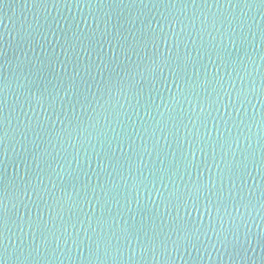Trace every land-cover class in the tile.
<instances>
[{
	"label": "water",
	"instance_id": "water-1",
	"mask_svg": "<svg viewBox=\"0 0 264 264\" xmlns=\"http://www.w3.org/2000/svg\"><path fill=\"white\" fill-rule=\"evenodd\" d=\"M259 11V0L251 8L244 5L243 0H144L143 4L140 0L135 3L133 0H103L102 3L100 0H48L46 6L40 0L35 3L34 0H3L0 4V44L7 55L0 59V75L10 84L4 90L9 105L4 115L10 114L11 123L5 124L6 153L0 145V169L5 170L0 181V195L4 196V204L9 209L7 227L14 242L8 247L6 264H18L16 257L21 251L27 256L33 244L40 246V258L24 264H191L187 251L183 259L181 253H177L174 261L159 254L155 260L151 254L142 259L140 244L155 233H159L156 240L159 244L169 234L170 225L187 221V217L184 221H175L174 209L169 215L170 206L166 207L169 193L195 184L208 186L210 178L219 187L217 166L223 168L225 164H233L234 159L239 162L249 153L254 152L256 163H260L264 139L258 137H264V132L255 125L251 132L243 124L236 129L229 120L231 135H240V146L233 143L230 150L226 147L228 155L222 159L218 139L222 142L221 133L228 135L225 126L219 123L218 132L217 121L208 117L205 122L198 106V101H203L206 93L212 91L218 77H223L226 88L233 82L236 88L251 86L253 79L259 86L261 74H264ZM245 15L247 23L242 27L239 18ZM163 16L183 21L182 25H174L178 33L185 27L179 48L171 47L172 27L163 22ZM105 20H108L107 25ZM161 23L165 31H169L168 44L160 40L157 48L148 39L145 47L144 37L151 35L150 29L158 32ZM249 25L255 36L249 31ZM98 56H103L104 62L117 72L122 69L135 71V65L143 69L153 58L158 61L171 59L167 64L161 63L163 74L159 70L155 72L156 89L150 90L145 83L139 96L129 92L127 97L121 93L119 103L123 107L116 109L119 116L112 114L106 121L100 114L92 121L95 129L89 128L91 135L85 140L75 130L77 121H83V126L87 127L89 117L102 112L88 92V85H91V92H96V82L101 77L95 68L92 70L95 80L86 72L90 62L100 64ZM21 62L23 72L14 73ZM239 64L237 75L232 68ZM77 71L80 75L76 78V87H70ZM171 73H175V77ZM107 74L106 71L104 75ZM146 75L148 80L153 79L152 74ZM140 79L137 75L136 80ZM177 84L189 95L188 98L178 96L181 103L174 104L170 96L177 95ZM29 88L36 97L44 92L45 105L31 99ZM217 91L223 95L222 90L217 88ZM57 93L56 110L61 109V98L68 108L67 117L61 112L60 119L65 124L72 120L71 140L67 139L51 108L49 114L51 121H56L55 125L44 120L47 115L44 107ZM85 95L92 103L82 109L77 101H83ZM108 99L105 95L100 103L105 104ZM212 99H216L215 94ZM69 100L76 105L75 113L68 106ZM112 103L116 104L115 99ZM225 104L227 107L220 105V112L231 111L234 117L238 108V119L255 114L259 121L260 111L264 109L255 98L252 103L237 101L233 107L232 101L225 96ZM204 107L207 108V101ZM37 113L41 114L43 127L36 126ZM30 117L33 118L32 129H23L20 122L26 123ZM212 117H217L215 111ZM4 134V130H0V135ZM249 136L250 148L246 139ZM193 147L195 163L191 155ZM248 171L255 175L251 159ZM41 180L40 199L33 196L35 203L25 200L26 208L17 198V187L22 189L26 182L37 185ZM254 184L255 180L249 177L248 185ZM248 190L244 189L245 196ZM259 198L257 189L255 199ZM263 210L259 204L250 214L241 209L247 218V223L241 225L242 238ZM180 215L184 216L183 208ZM196 215L199 213H192L193 218ZM204 223H208L206 213ZM7 236L5 231V245L9 243ZM18 237L22 238V243ZM88 237L93 246L100 242V260L95 256L89 259ZM203 239L207 242L201 235ZM74 240L82 242L80 249ZM45 241L49 246L47 251ZM107 241L111 243L112 255L104 257ZM129 241L136 250L131 262L128 260ZM117 247L123 250L119 259L115 258ZM210 254L218 256L215 249L209 251L201 246L199 252L192 250L193 257L203 256L200 264H213ZM227 259L225 256L223 264Z\"/></svg>",
	"mask_w": 264,
	"mask_h": 264
},
{
	"label": "snow or ice",
	"instance_id": "snow-or-ice-1",
	"mask_svg": "<svg viewBox=\"0 0 264 264\" xmlns=\"http://www.w3.org/2000/svg\"><path fill=\"white\" fill-rule=\"evenodd\" d=\"M45 6L48 0H40ZM58 2V0H57ZM102 3L103 0H100ZM143 4L144 0H140ZM256 2V0H243L244 5L251 8L252 5ZM3 3V0H0V4ZM35 3V0H34ZM135 3V0H133ZM260 11L259 14L261 16V21L259 24V31L261 35V43H264V0H259ZM163 22L170 25L172 27L171 31V39H172V46L175 48H179L182 34L185 31V27L181 28V31L178 33L175 30V24H183V21L179 20L178 18H174L171 16H163ZM240 24L243 27L245 23H247L246 15L240 17ZM107 25L108 20L104 21ZM85 23L87 21L85 20ZM164 23H161L159 26V31L157 32L155 29H150V36H145L144 46L147 47L146 41L150 39L155 47H159L158 42L163 40L164 43L167 45L169 40V31L166 32L164 29ZM254 23V22H253ZM251 25H249V31H251ZM252 32V31H251ZM253 36L255 33L252 32ZM79 40V37H77ZM137 44L141 43V41H137ZM102 47V45H101ZM134 50V49H133ZM171 48H169V51ZM113 57L115 58V48H112ZM127 51V50H125ZM7 55L4 47L0 44V59L5 58ZM26 55V54H25ZM187 56L190 58L191 54L188 53ZM90 59V55H89ZM100 59V64H95V62H90L86 66L87 74L95 80V76L93 75V68L96 70V74H99L101 79L100 81L96 82L97 90L96 92H91V85H88V92L89 94L96 100V103L99 109L102 112H97L96 117H89V125L87 127L83 126V121L78 120L75 126V130H78L79 136L82 139H88V136L91 135L89 132V128L95 129V123L92 121L97 119L100 114L104 115L106 121H108L109 116L115 114L117 117L119 116V112L116 110L117 106L122 108L123 105L119 103V97L121 93L128 97L129 92H131L134 96H139L143 92V88L145 83L149 86L150 90L156 89L157 81L155 80V72L160 71L163 74V67L161 63L167 64L170 61L171 57L164 58L163 61H158L157 59L153 58L151 64L141 69L140 65H135V71L131 69H122L120 72L115 71L112 69L108 63L104 62L103 56H98ZM179 59V58H178ZM264 60V56L261 57ZM214 63V62H213ZM241 64V62H240ZM240 64L234 66L232 71H236L237 75H239V68ZM170 66V65H169ZM24 64L18 63L16 68L13 70L14 73L16 71L23 72ZM107 71V76L104 73ZM217 69V74H218ZM152 74L153 79L148 80L146 75ZM80 73L77 71L75 75L71 78L70 87H76V78L79 77ZM139 75L141 77L140 80H136V76ZM175 77V73H171ZM229 77H231V72L228 73ZM247 75L251 76L252 73H247ZM19 78V77H17ZM167 82V78H165V83ZM86 83V82H85ZM177 95L170 96V102L174 104L181 103V99L179 97L188 98V91L186 89H181L177 84ZM10 84L6 78L0 75V130H4V135H0V145H3V150L6 153L7 145H5L4 141L7 137V132L5 130V124L8 126L11 123V116L8 113L7 116L4 115L5 108H8L9 105L6 102L4 97V90L5 88H9ZM217 88L223 91V95H221L220 91H217ZM37 90L40 91L39 86H37ZM46 91V89H44ZM194 91V89H193ZM29 95L31 99H36L37 104L45 105L44 100V92L41 91L39 97H36L31 92V88L28 89ZM97 93L99 96H97ZM233 93H235V98L233 99ZM215 94L216 99H212V95ZM67 95V91H66ZM107 95L108 101L105 104H101L100 100ZM225 96L229 97V100L232 101V106H235V103L238 101L241 104L248 102L252 103L254 98L262 105H264V74H261V80L259 86L255 83L253 79L251 86L243 85L240 88H236L234 82L228 83L227 88L225 87V83L223 77H218L215 80V85L212 87L211 92H207L203 101H198V106L200 108V114L203 119L207 120L208 117H211L214 121H217L216 130L219 132V123H223L225 126V131L228 133L227 136L223 137L222 142H219V147L221 148L222 152V159H226L228 155V151H225V148L231 149L232 144L235 143L238 147L240 146V135L233 137L231 135L232 128L228 127L229 120L232 121V127L236 129H240L241 125L243 124L249 132L253 125H255L258 130L264 132V109L260 111V120L257 121L255 118V114L251 117H245L243 119H238L239 117V109H236V115L233 117V113L231 111H227L224 113L220 112V105H227L225 104ZM57 96H51L48 106L44 107L45 113L44 120L50 121L53 126L55 125L56 121H51V115L49 114V108L52 109V114L57 116L60 124L62 125V130L65 132L67 139H72V132L70 129L73 128L72 120L69 119L68 123L65 124L63 119H60V114L63 112L64 116L67 117L68 108L65 106L64 99L61 98L63 103L61 104L60 111L56 110V99ZM29 99V100H31ZM115 99L116 104L114 105L112 101ZM204 101H207V108L204 107ZM81 104L82 109H87L85 106L90 105L92 102L88 99V96L85 95L83 97V101H77ZM131 104V101H129ZM68 106L71 107L73 113H75V103H72L71 100L68 101ZM255 107V105H253ZM14 110V109H13ZM95 111V109H94ZM212 111L217 113V117H212ZM41 114L37 113L35 116L36 126L43 127V122L40 119ZM20 125L23 129H32L33 126V118H29L28 121L25 123L24 121L20 122ZM19 127V126H18ZM206 127V123H205ZM198 132V129L196 130ZM87 134V135H86ZM202 139V138H201ZM248 140V146L251 147V137H246ZM258 139H264V137H258ZM63 143V140H61ZM158 143V141H157ZM203 151V149H201ZM215 151V149H213ZM191 155L193 157V163H195V155L196 150L193 147L191 150ZM233 157L235 154L233 153ZM187 157H185V160ZM251 159L255 175L252 172L248 171V160ZM79 160L77 164H79ZM4 171L0 169V181L4 178ZM217 176L219 178L220 184L217 187L215 180H211L208 186L202 184H195L191 188L185 186L184 190L181 191L179 188L174 190L173 192L169 193L167 197V204L166 207L170 206L169 215H171V209L175 210V217L174 220L177 222L184 221V217H187V221L183 223H177L174 225H170V232L167 234L162 240H160L159 244L156 243V240L159 236V233H155L151 239H147L146 242H141L140 244V256L142 259H147L148 255L151 254L152 258L155 260L157 254L161 255L162 257L166 258L169 261H174L176 258L177 253H181L180 258L183 259L184 251H187L189 261L191 264H200L203 260V256H192V250L196 249L197 252L200 251V247L202 246L206 250L215 249L218 253L217 257L209 255V260L213 261V264H223L224 257L226 256L231 264H248V260L256 259V255L249 256V253H256V248L259 247L260 254L259 260L260 264H264V231H259L255 234V236L251 233L250 230H246L244 232L243 238L241 236V225L247 223V218L245 216V212H242L241 209H244L250 214L251 209H256L257 204H259L260 209H264V145H262V152H261V160L260 163H256L255 153H249L248 155H244L243 160L239 162H235L233 164H225L223 168L217 166ZM252 177L255 180L254 186L248 185V178ZM237 180L240 183H237ZM43 185V181H40V184L37 185H29L27 182L24 184L23 188L21 189L19 186L17 187V198L20 200V203L23 204L26 208H28L27 204L24 203L25 200L35 203L33 201V196L40 199L41 193V186ZM31 187V191L29 188ZM248 188V195L245 196L244 189ZM260 191V198L258 200L255 199V191ZM22 192V195H21ZM162 195V194H161ZM38 207L39 205L36 204ZM181 208H183L184 216L180 215ZM18 210V209H17ZM199 213L196 215L195 218L192 217V213ZM205 213L207 214L208 223H204ZM215 213V215H214ZM264 220V217L261 218ZM8 220H9V209L4 204V196L0 195V264H6L7 260V252L8 247L13 246L14 242L12 240V233L11 230L8 229ZM197 220L199 224H197ZM5 231L8 232L7 239L9 241L8 245L4 244L5 238ZM21 231H23L21 229ZM88 230L85 229V232ZM93 231H95L93 229ZM211 233V235H209ZM78 235V234H77ZM175 236V239L172 236ZM201 235L207 238V242L205 239L201 240ZM18 239L22 238L18 237ZM89 245H88V253L89 259L93 256L97 260H100V242H96L93 246L91 242V237H88ZM127 239V238H126ZM255 239L256 244L253 245V240ZM73 243L76 245L77 248L80 249L81 243L78 240H74ZM171 245V247H169ZM19 248V245H16ZM45 251L49 249L46 241L44 242ZM183 248V252L181 249ZM40 246L39 245H31L29 247L28 255L24 256L23 252L16 257L18 264H24L25 261L29 260H37L40 258ZM55 250H53L54 252ZM128 260L131 262L136 257V250L130 246L129 241V248H128ZM175 254V255H173ZM83 253L81 252V256ZM112 255V247L110 241L104 243V257H108ZM123 256V250L120 247L115 249V258L119 259Z\"/></svg>",
	"mask_w": 264,
	"mask_h": 264
}]
</instances>
